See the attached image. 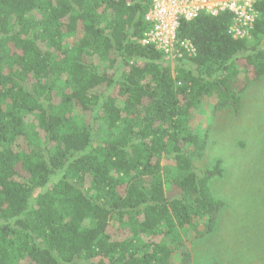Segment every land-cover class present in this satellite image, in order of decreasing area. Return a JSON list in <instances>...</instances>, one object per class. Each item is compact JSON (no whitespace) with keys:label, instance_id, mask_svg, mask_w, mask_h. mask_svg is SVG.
Returning <instances> with one entry per match:
<instances>
[{"label":"trees","instance_id":"obj_1","mask_svg":"<svg viewBox=\"0 0 264 264\" xmlns=\"http://www.w3.org/2000/svg\"><path fill=\"white\" fill-rule=\"evenodd\" d=\"M149 3L0 0V264H190L180 233L214 229L193 120L264 76V1L250 39L228 11L181 20L175 64L139 42Z\"/></svg>","mask_w":264,"mask_h":264},{"label":"rangeland","instance_id":"obj_2","mask_svg":"<svg viewBox=\"0 0 264 264\" xmlns=\"http://www.w3.org/2000/svg\"><path fill=\"white\" fill-rule=\"evenodd\" d=\"M111 92L112 88L104 89L103 97ZM211 109L210 101L193 120L195 129H209L203 158L195 166L201 170L220 161L222 174L213 177L209 186L224 206L209 234L180 233L183 248L190 264H264V76L245 90L238 112L225 106L213 115ZM98 139L97 134L94 141ZM164 186L167 197L179 193L172 184ZM179 257L176 253L174 264Z\"/></svg>","mask_w":264,"mask_h":264},{"label":"built area","instance_id":"obj_3","mask_svg":"<svg viewBox=\"0 0 264 264\" xmlns=\"http://www.w3.org/2000/svg\"><path fill=\"white\" fill-rule=\"evenodd\" d=\"M264 0H150L144 15L147 24L139 42L152 46L163 58L188 59L195 55L190 40L177 36L179 22L189 21L199 14L216 15L222 11L232 14L228 32L234 39H250L259 16L257 4Z\"/></svg>","mask_w":264,"mask_h":264}]
</instances>
